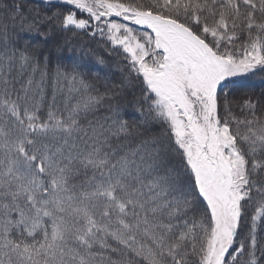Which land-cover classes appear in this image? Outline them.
Here are the masks:
<instances>
[{
  "label": "snow or ice",
  "instance_id": "1",
  "mask_svg": "<svg viewBox=\"0 0 264 264\" xmlns=\"http://www.w3.org/2000/svg\"><path fill=\"white\" fill-rule=\"evenodd\" d=\"M251 76L264 0H0V264H264Z\"/></svg>",
  "mask_w": 264,
  "mask_h": 264
},
{
  "label": "trees",
  "instance_id": "2",
  "mask_svg": "<svg viewBox=\"0 0 264 264\" xmlns=\"http://www.w3.org/2000/svg\"><path fill=\"white\" fill-rule=\"evenodd\" d=\"M25 2L29 5L34 4L37 0H25ZM69 39L75 40L79 39L82 43L88 45L91 44L88 37H69ZM91 47L95 49V52L100 55H106L104 52L103 46L98 44H91ZM65 56L71 55L70 52L64 53ZM78 55V53H77ZM52 60L55 62L56 60V52L52 51L51 53ZM87 59V58H86ZM89 66L94 67L91 60H88ZM105 72L109 74V76L113 79H118V73L116 70V66L114 63H109V66L104 69ZM235 83L230 85L231 88L237 90L238 96H242L245 93H256L259 94L260 91L264 90V76H251V77H238L234 78ZM129 110H131L129 108Z\"/></svg>",
  "mask_w": 264,
  "mask_h": 264
}]
</instances>
